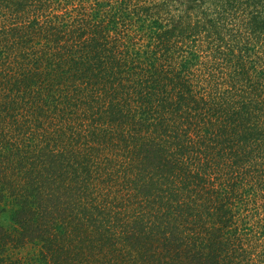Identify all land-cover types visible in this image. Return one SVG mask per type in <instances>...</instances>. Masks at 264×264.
<instances>
[{
  "label": "trees",
  "instance_id": "obj_1",
  "mask_svg": "<svg viewBox=\"0 0 264 264\" xmlns=\"http://www.w3.org/2000/svg\"><path fill=\"white\" fill-rule=\"evenodd\" d=\"M0 264H264V0H0Z\"/></svg>",
  "mask_w": 264,
  "mask_h": 264
}]
</instances>
